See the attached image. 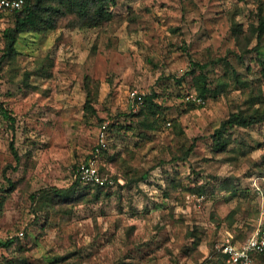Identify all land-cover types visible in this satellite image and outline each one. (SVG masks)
Listing matches in <instances>:
<instances>
[{
	"label": "rangeland",
	"instance_id": "rangeland-1",
	"mask_svg": "<svg viewBox=\"0 0 264 264\" xmlns=\"http://www.w3.org/2000/svg\"><path fill=\"white\" fill-rule=\"evenodd\" d=\"M261 3L118 0L104 26L67 18L21 33L11 56L1 48L0 240L14 244L0 243V264H223L229 234L246 239L263 206L251 177L264 161V122L227 130L226 150L213 143L222 122L248 108L234 72L261 83L255 53H243L232 35L237 22L256 21ZM195 61L204 68L192 73ZM201 72L207 103H187ZM132 89L156 91L158 128L133 116ZM105 121L98 163L115 183L74 187Z\"/></svg>",
	"mask_w": 264,
	"mask_h": 264
},
{
	"label": "trees",
	"instance_id": "trees-1",
	"mask_svg": "<svg viewBox=\"0 0 264 264\" xmlns=\"http://www.w3.org/2000/svg\"><path fill=\"white\" fill-rule=\"evenodd\" d=\"M117 1L118 0H26L23 8L8 13L14 17V24L5 27L4 30L0 32V51L2 48V50H4V56H11L16 52V43L21 33H43L56 29L60 27L62 22L67 18L70 24L78 25L79 27L94 28L104 26L113 20L114 13L112 7L117 4ZM232 35L235 38L237 46L243 53H255V60L258 64L257 72L261 83L249 84L247 79H243L237 71L234 72L235 79L242 83V90L244 93L248 92V108L247 110L239 109L236 112H232L213 134L215 149L220 151L226 150L228 144L231 142L232 137L227 133V130L230 128L236 125L246 127L255 123L264 122V101L257 95V92H259L262 96V84L264 83V53L261 52L264 47V42H262L264 38V3L259 5L256 21L250 22L247 27L237 22L232 27ZM254 40H257V42L252 46ZM192 65V73H196L198 68H204V65H201L198 61L193 62ZM222 85L225 86L226 84L222 83ZM222 85L220 90L214 89L216 95H219L220 91L223 90L224 87H222ZM194 86L197 93L208 99L207 94L211 89L202 72L199 77L196 78ZM156 98V91L145 94L144 105L138 111L132 113L143 126L149 129L158 128L160 123L161 113L159 112ZM85 108L86 113H93L95 111L90 97H88L86 101ZM4 116L8 119L11 118L7 110H4ZM11 149L15 157L18 158L19 154L13 140L11 142ZM263 164L264 161L262 162L259 172L263 171ZM100 170L102 174L107 173L102 167ZM73 184L74 187H78L79 185L83 187L93 186L99 189L106 187L86 184L77 178ZM54 194L58 196V198H61V200H66L69 198L70 190L64 187H54ZM72 197L73 196H71V198ZM251 234H249V236ZM248 237H246V239ZM244 240L245 239L240 237H233L232 239L234 243H239ZM0 243L6 247H10L14 244V239L0 240ZM255 261L256 264H264V253L256 255Z\"/></svg>",
	"mask_w": 264,
	"mask_h": 264
},
{
	"label": "built area",
	"instance_id": "built-area-1",
	"mask_svg": "<svg viewBox=\"0 0 264 264\" xmlns=\"http://www.w3.org/2000/svg\"><path fill=\"white\" fill-rule=\"evenodd\" d=\"M26 0H0V32L4 30V17L9 12L23 8ZM131 111H138L145 101V93L132 89L128 94ZM187 103L205 105L207 99L196 91L185 94ZM170 124V122H168ZM109 122L105 121L100 128L98 143L91 157L79 164L75 171V178L91 185L108 186L115 183L107 174H102L98 163V156L108 147ZM251 186L262 200L261 216L252 234L242 242L234 243L233 235L229 234L221 246L224 264H256L255 256L264 253V164L263 171L252 176Z\"/></svg>",
	"mask_w": 264,
	"mask_h": 264
},
{
	"label": "crops",
	"instance_id": "crops-1",
	"mask_svg": "<svg viewBox=\"0 0 264 264\" xmlns=\"http://www.w3.org/2000/svg\"><path fill=\"white\" fill-rule=\"evenodd\" d=\"M258 172H259V169H257V171H256L254 174H256V173H258ZM254 174H253V175H254ZM253 175H252V176H253ZM251 179H252V177H251Z\"/></svg>",
	"mask_w": 264,
	"mask_h": 264
}]
</instances>
